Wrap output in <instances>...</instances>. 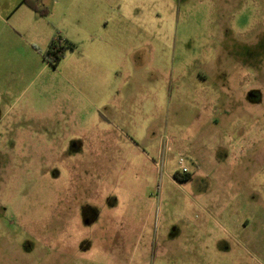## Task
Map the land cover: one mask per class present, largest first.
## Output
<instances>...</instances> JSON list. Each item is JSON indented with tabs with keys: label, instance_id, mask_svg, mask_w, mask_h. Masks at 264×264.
I'll use <instances>...</instances> for the list:
<instances>
[{
	"label": "rangeland",
	"instance_id": "1",
	"mask_svg": "<svg viewBox=\"0 0 264 264\" xmlns=\"http://www.w3.org/2000/svg\"><path fill=\"white\" fill-rule=\"evenodd\" d=\"M81 1L0 0V264H264V0Z\"/></svg>",
	"mask_w": 264,
	"mask_h": 264
},
{
	"label": "crops",
	"instance_id": "2",
	"mask_svg": "<svg viewBox=\"0 0 264 264\" xmlns=\"http://www.w3.org/2000/svg\"><path fill=\"white\" fill-rule=\"evenodd\" d=\"M81 1V0H80ZM114 1H117V0H82L81 1V4H84V7H82V13L87 17H90V18H93V16H98L99 17V13L100 12H105L106 11V8H109V7H107L106 5H113L114 3L115 4H118V3H120V1L119 2H114ZM119 6V8H120V5H118ZM118 8V7H117ZM91 14V15H90ZM103 22H105V26H106V24H107V22L108 21H106V20H104ZM94 37V36H93ZM99 39V38H98ZM64 42H67L66 40L64 41ZM96 43H97V39H94V45H96ZM49 46V45H48ZM75 47V46H74ZM74 47L72 48V49H68L69 51H70V53H72V51L74 50ZM87 53H89V55L87 54H84V56H83V62L85 63V64H88V63H93V62H95L94 60H95V58L93 57V55L92 54H90V53H94V51H92V47L90 48H88L87 47ZM91 50V51H90ZM96 52H98V53H100V52H102V50H99V48H97L96 47V49H94ZM68 51V52H69ZM60 64V63H59ZM58 64V65H59ZM50 66H51V64H50ZM54 69L55 68H57V67H53ZM9 109H12V108H9ZM10 111L8 110L7 111V113H9ZM17 119H19V117H17L15 120H17ZM14 122H18V121H14ZM23 130V129H22ZM17 131H19V132H21V130L20 129H18ZM6 132H7V130H6ZM8 132H12V130H9L8 129Z\"/></svg>",
	"mask_w": 264,
	"mask_h": 264
},
{
	"label": "trees",
	"instance_id": "3",
	"mask_svg": "<svg viewBox=\"0 0 264 264\" xmlns=\"http://www.w3.org/2000/svg\"><path fill=\"white\" fill-rule=\"evenodd\" d=\"M30 1V2H29ZM38 1V0H37ZM21 3H24L26 5H28L31 9L38 11L39 9L37 8V6L33 3H31V0H22ZM60 41V40H59ZM66 45H61V44H57L55 42V40H52L48 46V49L46 51V58H48V62L53 66V67H57L58 64L62 61V59L64 58L65 52L67 49H72L75 45L70 43V42H65ZM174 177L176 179L185 181L188 180L191 175L189 173L186 174H179L178 172L174 173Z\"/></svg>",
	"mask_w": 264,
	"mask_h": 264
},
{
	"label": "built area",
	"instance_id": "4",
	"mask_svg": "<svg viewBox=\"0 0 264 264\" xmlns=\"http://www.w3.org/2000/svg\"><path fill=\"white\" fill-rule=\"evenodd\" d=\"M177 164L180 168V171L178 172L179 174L183 175L189 173V169L184 165V158L182 156H179Z\"/></svg>",
	"mask_w": 264,
	"mask_h": 264
}]
</instances>
